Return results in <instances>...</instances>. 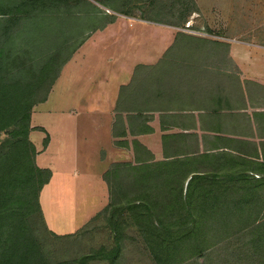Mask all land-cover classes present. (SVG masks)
I'll return each mask as SVG.
<instances>
[{
	"label": "trees",
	"instance_id": "obj_1",
	"mask_svg": "<svg viewBox=\"0 0 264 264\" xmlns=\"http://www.w3.org/2000/svg\"><path fill=\"white\" fill-rule=\"evenodd\" d=\"M90 1L0 0V264H122L127 243L140 244L153 264H264V155L255 148L245 155L241 146L229 149L237 155L201 152L194 124L179 115L193 107L146 103L148 93L161 96L162 86L177 84L180 69L220 66L223 61L210 57L228 55L230 44L184 33L198 14L193 0ZM116 1L128 12L129 4L160 6L168 20L155 23L176 30L159 61L136 66L130 84L120 88L111 133L115 147L128 148L127 137L154 132L149 124L158 115L163 160L155 162L131 140L137 167L112 164L102 175L107 205L77 232L58 236L39 203L52 173L35 165L29 134L44 131L30 127L31 114L86 35L115 22L118 13L106 5ZM47 144L45 137L43 150ZM81 237L98 246L68 258ZM51 240L67 242L61 257Z\"/></svg>",
	"mask_w": 264,
	"mask_h": 264
},
{
	"label": "rangeland",
	"instance_id": "obj_2",
	"mask_svg": "<svg viewBox=\"0 0 264 264\" xmlns=\"http://www.w3.org/2000/svg\"><path fill=\"white\" fill-rule=\"evenodd\" d=\"M193 1L198 14H193L189 21L196 36L231 43L237 50L264 53V0ZM94 5L106 15L112 14ZM127 6L130 12L121 1L106 5L126 17L116 14L112 25L86 35L84 44L62 67L48 102L33 110L31 126L44 130L34 131L29 137L38 151L35 165L52 173L39 195V203L46 225L54 233L77 232L105 207L107 195L102 175L119 160L118 152L111 146L108 116L88 112L87 106L99 103L106 92L114 97L122 76L131 75L136 66L156 64L176 33L155 23L168 20L160 6L140 10L133 9L131 4ZM207 31L213 36H207ZM187 32L188 29L184 31ZM238 42H246L248 47ZM68 116L72 120L63 119ZM45 137H51L52 144L43 151ZM104 153L107 159L102 162ZM52 244V252L61 257L67 242ZM97 246L98 242L85 244L83 237L78 238L69 248L68 258L90 253ZM125 247L122 264H153L140 244L127 243Z\"/></svg>",
	"mask_w": 264,
	"mask_h": 264
},
{
	"label": "crops",
	"instance_id": "obj_3",
	"mask_svg": "<svg viewBox=\"0 0 264 264\" xmlns=\"http://www.w3.org/2000/svg\"><path fill=\"white\" fill-rule=\"evenodd\" d=\"M190 25L191 23L189 21L185 28H190ZM238 43L248 47L246 42ZM211 58L223 62L220 63V66L217 64V66L204 68L180 69L177 73L179 77L177 84H174L172 88L165 85L162 86V89H160L162 92L161 96L156 97V93H148L146 103H187L188 106L193 107V110L181 112L179 115L189 117L188 120L194 124V134L197 138L195 145L200 148L201 152L205 148V153L213 156H218L223 153L237 155L229 149L241 146L244 149L245 155L254 152L253 148L256 149V153L259 156L261 154L264 155V53L254 54L242 49L237 50L230 43L228 55L222 54L217 57L212 56ZM229 60L232 62V65H230ZM132 75L133 72L131 75L122 76V84H118L114 97L113 94L110 96V93L106 92L99 103L89 104L87 107H89L88 112L91 111V113L106 114L108 116L106 125L111 135V146L118 152L116 154L119 157V160L112 164L124 163L129 164L130 167H137L133 164L130 141L136 139L153 156L154 161L159 162L163 160L161 136L164 132L160 131L158 115H155L154 121L149 124L154 131L152 134L136 138L127 137L125 140L128 142V148L114 146V141L116 140L112 138L111 133L115 117V103H117L120 88L130 84ZM57 80L50 89L44 103L48 102V98ZM73 114L71 113L70 115L73 117ZM72 117L68 116L63 119L69 120L71 118L72 120ZM30 127L35 128L31 124ZM175 132L177 131L172 130L168 133ZM51 144L52 139L48 137V144L42 150L46 151ZM246 146H249V149ZM36 152L38 155L37 150ZM106 157L107 154L104 153L101 161H105L107 159ZM255 178H258V176H255ZM105 192L107 197L104 206L108 203L107 188ZM57 233L54 234L65 236L75 232Z\"/></svg>",
	"mask_w": 264,
	"mask_h": 264
},
{
	"label": "built area",
	"instance_id": "obj_4",
	"mask_svg": "<svg viewBox=\"0 0 264 264\" xmlns=\"http://www.w3.org/2000/svg\"><path fill=\"white\" fill-rule=\"evenodd\" d=\"M188 29V28H187ZM188 34H193V35H196L195 33H193L192 31H189L187 32Z\"/></svg>",
	"mask_w": 264,
	"mask_h": 264
}]
</instances>
